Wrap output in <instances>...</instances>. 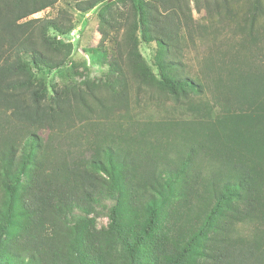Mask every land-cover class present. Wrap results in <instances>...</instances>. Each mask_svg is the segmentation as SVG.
Wrapping results in <instances>:
<instances>
[{"label":"trees","instance_id":"1","mask_svg":"<svg viewBox=\"0 0 264 264\" xmlns=\"http://www.w3.org/2000/svg\"><path fill=\"white\" fill-rule=\"evenodd\" d=\"M60 1L0 0V264H264V0H69L33 18ZM192 9L241 36L201 82L183 64ZM74 12H94L85 51L105 72L48 89ZM142 98L191 118L140 120Z\"/></svg>","mask_w":264,"mask_h":264},{"label":"rangeland","instance_id":"2","mask_svg":"<svg viewBox=\"0 0 264 264\" xmlns=\"http://www.w3.org/2000/svg\"><path fill=\"white\" fill-rule=\"evenodd\" d=\"M68 1L62 0L55 8L40 12L34 15L33 18L54 17L57 10L63 7ZM191 6L193 8L192 4ZM192 10L195 21L193 25L194 33L193 38L185 35L183 64L185 73L196 81L201 82L204 79L203 72H206L208 60H210L218 49L221 52H228L230 42H240L241 36L235 35L231 28H225V24L219 22L216 17L213 18L207 16L205 12L198 13L194 9ZM74 19L77 27L68 37L75 47V52L70 63L59 71L39 73L38 75V78H42L45 81L48 89L54 84L72 86L78 81L79 73L86 72V70L92 71L91 76H99L102 72H105L101 67L95 66V55L90 51H85L89 50V48L97 47L101 40L94 12L85 15L74 12ZM105 48L111 54L113 44L108 42L105 44ZM140 49L143 56L150 62L152 57L151 49L145 45H142ZM204 98L211 100L210 93H206ZM168 104L166 107L161 108L153 100L142 98L138 104H133L134 113L140 120L157 119L165 114L178 118H191L190 115L184 113L183 107H174L171 103ZM112 204L110 201L106 202L103 207L98 209V215L96 216L98 229L108 226L107 208ZM76 215H78V212H75Z\"/></svg>","mask_w":264,"mask_h":264}]
</instances>
